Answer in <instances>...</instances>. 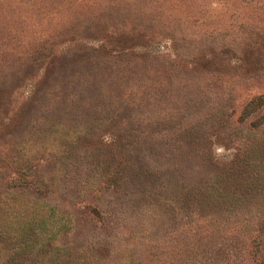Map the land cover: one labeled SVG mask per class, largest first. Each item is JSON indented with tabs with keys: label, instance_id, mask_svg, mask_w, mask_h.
Masks as SVG:
<instances>
[{
	"label": "rangeland",
	"instance_id": "obj_1",
	"mask_svg": "<svg viewBox=\"0 0 264 264\" xmlns=\"http://www.w3.org/2000/svg\"><path fill=\"white\" fill-rule=\"evenodd\" d=\"M260 97L264 0H0V264H264Z\"/></svg>",
	"mask_w": 264,
	"mask_h": 264
},
{
	"label": "trees",
	"instance_id": "obj_2",
	"mask_svg": "<svg viewBox=\"0 0 264 264\" xmlns=\"http://www.w3.org/2000/svg\"><path fill=\"white\" fill-rule=\"evenodd\" d=\"M263 102H264V98L260 97L259 100L253 104V106H248L246 108V114L255 111V109L260 107L263 104ZM215 197H216V195H215Z\"/></svg>",
	"mask_w": 264,
	"mask_h": 264
}]
</instances>
